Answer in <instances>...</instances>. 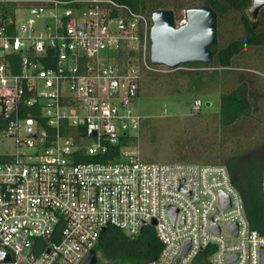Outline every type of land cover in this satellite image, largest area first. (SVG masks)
Segmentation results:
<instances>
[{"label": "built area", "instance_id": "2783aa9c", "mask_svg": "<svg viewBox=\"0 0 264 264\" xmlns=\"http://www.w3.org/2000/svg\"><path fill=\"white\" fill-rule=\"evenodd\" d=\"M150 27L116 0H0V264H85L106 228L142 225L161 243L143 264H264L224 166L143 159Z\"/></svg>", "mask_w": 264, "mask_h": 264}, {"label": "trees", "instance_id": "16d2710c", "mask_svg": "<svg viewBox=\"0 0 264 264\" xmlns=\"http://www.w3.org/2000/svg\"><path fill=\"white\" fill-rule=\"evenodd\" d=\"M129 5L134 10L151 14L158 10H168L173 13L174 20H179L174 11L183 12L189 8H210L216 15L217 36L220 34L221 25L234 19L235 28H240V36L229 38L225 44L219 42L211 47L213 58L208 64H185L179 68L189 70H170L167 74L161 71L142 70L138 82V93L153 94L164 93L168 87L177 88L180 79L186 78L187 82L194 85L195 90L201 91V69L212 68L216 72H210L215 77L214 83L220 88L218 115L223 127H232L237 122L247 119L257 111L258 101L264 97V77L256 76V71L264 69V7L257 14L256 19L251 20L247 14L252 0H116ZM181 20V19H180ZM159 69L158 67H154ZM264 75V72H263ZM228 77L234 86L225 89L228 85ZM256 84L258 90L252 89ZM215 87V86H214ZM198 111L193 112L197 114ZM154 129L145 119L142 123V132ZM148 137V136H147ZM219 162L202 164H219L224 166L231 178L233 186L237 189L243 200L244 212L250 229L264 236V196L260 189L261 171L264 167V149L254 152H241L239 147L233 150L229 156L221 158ZM198 156H195L197 158ZM206 159L212 158L208 152ZM95 157H87L83 161H95ZM106 158H102L105 161ZM175 163H188L189 158L178 160ZM161 249V243L157 240L152 227L146 226L135 239H129L125 234L115 228H106L99 238L94 251H99L102 256L112 259V264H119L117 259L128 261L130 264H143L153 260ZM208 250L200 252L190 264H209Z\"/></svg>", "mask_w": 264, "mask_h": 264}, {"label": "rangeland", "instance_id": "374dc122", "mask_svg": "<svg viewBox=\"0 0 264 264\" xmlns=\"http://www.w3.org/2000/svg\"><path fill=\"white\" fill-rule=\"evenodd\" d=\"M19 1V0H14ZM192 1V0H188ZM27 13L25 10L23 11ZM174 15L179 20H174L176 26L184 22V13L175 10ZM181 19V20H180ZM236 21L225 22L221 25L217 42L220 45L242 33L240 28H235ZM163 74H167L165 67H158ZM179 70H189L177 68ZM176 70V69H175ZM206 72L202 75V90H195L191 82L186 78L180 79L177 88L168 87L161 94L146 95L143 91L139 93L135 100V111L142 115L144 119L153 127L154 133L147 130L142 132V155L143 159L149 163H175L178 160L189 158L188 163L202 164L205 162H219L218 153L221 158L229 156L230 153L239 147L241 152L249 153L258 149H264V97L257 103L258 108L251 117L240 120L234 126L223 127L220 124L218 115L220 88L215 81V77L210 72L214 69H201ZM256 71V76L264 77V69ZM228 85L225 89H231L234 83L228 77ZM198 86V85H197ZM215 86V87H214ZM252 89L258 90L254 83ZM194 100L201 102V107L197 114L191 110ZM148 136V137H147ZM210 152L212 158L206 159L205 155ZM195 156H198L195 158ZM96 264H112L114 261L106 256H102L96 251ZM119 264H130L128 261L117 259Z\"/></svg>", "mask_w": 264, "mask_h": 264}, {"label": "water", "instance_id": "95a60500", "mask_svg": "<svg viewBox=\"0 0 264 264\" xmlns=\"http://www.w3.org/2000/svg\"><path fill=\"white\" fill-rule=\"evenodd\" d=\"M264 0H252L247 10L251 20L256 19ZM151 27L149 31V62L153 66H163L175 70L185 64H208L212 61L211 47L217 43L216 15L210 8H189L184 11V22L176 26L173 13L168 10H158L150 14ZM220 201H225L224 207H228V200L220 193ZM174 214L169 213L171 220ZM155 223L152 222V225ZM230 229L233 225L228 226ZM143 225L139 233L142 232ZM218 232L217 228H213ZM135 239L136 236H129ZM188 244L185 246L182 256L185 255ZM9 256L0 252V261H8ZM85 264H95V252L90 251L84 259Z\"/></svg>", "mask_w": 264, "mask_h": 264}]
</instances>
